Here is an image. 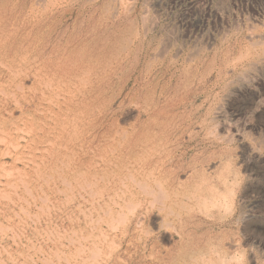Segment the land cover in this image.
<instances>
[{"label":"rangeland","instance_id":"obj_1","mask_svg":"<svg viewBox=\"0 0 264 264\" xmlns=\"http://www.w3.org/2000/svg\"><path fill=\"white\" fill-rule=\"evenodd\" d=\"M0 63V264H264V0H0Z\"/></svg>","mask_w":264,"mask_h":264},{"label":"bare ground","instance_id":"obj_2","mask_svg":"<svg viewBox=\"0 0 264 264\" xmlns=\"http://www.w3.org/2000/svg\"><path fill=\"white\" fill-rule=\"evenodd\" d=\"M50 4H52V3H50ZM60 4V3H59ZM53 5V4H52ZM26 57V56H25ZM1 64V63H0ZM0 66H3V64H1ZM19 69V68H18ZM16 70V69H15ZM27 71V70H26ZM13 73V72H12ZM14 74V73H13ZM33 75V74H32ZM46 75V74H45ZM17 76V75H16ZM35 77V76H34ZM11 82V81H10ZM50 83V82H49ZM7 85H8V83H7ZM6 85V86H7ZM50 85V84H49ZM17 86H18V84H17ZM46 86V85H45ZM2 88V87H1ZM18 89H20V87L18 86L17 87ZM46 88V87H45ZM5 89V88H4ZM2 90V89H1ZM0 90V91H1ZM17 90V89H16ZM20 90H22V89H20ZM69 90V89H68ZM53 92H54V90H52ZM69 92V91H68ZM0 93H3L2 91L0 92ZM10 94V93H9ZM13 94V93H12ZM11 94V95H12ZM17 94V93H16ZM41 94V93H40ZM56 94V93H55ZM4 95H5V93H4ZM41 95H43V94H41ZM69 95V94H68ZM54 96V95H53ZM57 96V95H56ZM55 96V97H56ZM5 97H6V95H5ZM50 97V96H49ZM48 99V98H47ZM41 100V99H40ZM5 101V100H4ZM15 101H16V99H15ZM17 102V101H16ZM42 102H44V101H42ZM56 102V101H55ZM54 103V102H53ZM16 104H18V103H16ZM42 104V103H41ZM47 104V103H46ZM53 105V104H52ZM24 106V105H23ZM13 109V108H12ZM87 111V110H86ZM36 112H39V111H36ZM45 112V111H44ZM46 113V112H45ZM89 113V112H88ZM24 114V113H23ZM41 114V113H40ZM48 115H49V113H47ZM21 115V114H20ZM25 116V115H24ZM31 116V115H30ZM88 116V115H87ZM28 117V116H27ZM26 117V118H27ZM64 118V117H63ZM33 119V118H32ZM50 119V118H49ZM45 120V119H44ZM48 120V119H47ZM85 121V120H84ZM37 122V121H36ZM53 123H54V121H52ZM86 122V121H85ZM43 123V122H42ZM62 123V122H61ZM88 123V122H87ZM75 124V123H74ZM35 125V124H34ZM14 126V125H13ZM62 126H65V125H62ZM47 127H48V125H47ZM51 127H52V125H51ZM28 128V127H27ZM17 129V128H16ZM21 129V128H20ZM18 130H19V128H18ZM30 130V129H29ZM50 130V129H49ZM0 131H1V129H0ZM27 131V130H26ZM26 131H25V133H26ZM54 131V130H53ZM14 132V131H13ZM21 132V131H20ZM52 132V131H51ZM24 133V132H23ZM68 133V132H67ZM85 133V132H84ZM2 134V133H1ZM29 134V133H28ZM53 134V133H52ZM82 134V133H81ZM87 134V133H86ZM8 135V134H7ZM29 135H31V134H29ZM47 135V134H46ZM54 135V134H53ZM11 136V135H10ZM16 136V135H15ZM59 136V135H58ZM63 136H64V133H63ZM63 136H61V137H63ZM12 137V136H11ZM52 137V136H51ZM54 137V136H53ZM52 137V138H53ZM10 138V137H9ZM29 138V137H28ZM85 138V137H84ZM94 138V137H93ZM11 139V138H10ZM15 140H16V138H14ZM31 139V138H30ZM55 139H56V137H55ZM14 140V141H15ZM17 140H18V138H17ZM32 140V139H31ZM3 141V140H2ZM13 141V140H12ZM50 141H51V139H50ZM122 141V140H121ZM8 142V141H7ZM10 142V141H9ZM9 142H8V144H9ZM54 142H55V140H54ZM13 143V142H12ZM45 143V142H44ZM47 143V142H46ZM7 144V145H8ZM15 144H16V142H15ZM57 146V145H56ZM51 147V146H50ZM58 147V146H57ZM100 147V146H99ZM12 148V147H11ZM101 148V147H100ZM99 148V149H100ZM109 148V147H108ZM65 149V148H64ZM24 150V149H23ZM91 151V150H90ZM114 152V151H113ZM10 154V153H9ZM98 154V153H97ZM66 155V154H65ZM27 156V155H26ZM70 157V156H69ZM2 158V157H1ZM90 159V158H89ZM261 159V158H260ZM78 160V159H77ZM100 160V159H99ZM105 160V159H104ZM88 161V160H87ZM70 163V162H69ZM77 164H79V163H77ZM97 164V163H96ZM127 164V163H126ZM138 165V164H137ZM136 165V166H137ZM82 166V165H81ZM89 166V165H88ZM69 167V166H68ZM90 167V166H89ZM94 167V166H93ZM99 167V166H98ZM43 169V168H42ZM68 169V168H67ZM71 169V168H70ZM101 170H102V168H100ZM61 171V170H60ZM81 172H83V171H81ZM79 173V172H78ZM137 173V172H136ZM97 174V173H96ZM126 174V173H125ZM96 176V175H95ZM94 176V177H95ZM93 177V178H94ZM98 177V176H97ZM111 178V177H110ZM124 178V177H123ZM125 179V178H124ZM130 180V179H129ZM101 181V180H100ZM133 181V180H132ZM107 182V181H106ZM130 182V181H129ZM120 183H122V182H120ZM133 183V182H132ZM124 184V183H123ZM136 184H137V182H136ZM121 186H122V184H121ZM124 186V185H123ZM85 188V187H84ZM157 188H160V187H157ZM82 190V189H81ZM90 190V189H89ZM112 190V189H111ZM144 190V189H143ZM142 190V191H143ZM107 191V190H106ZM128 191V190H127ZM58 192H60V191H58ZM69 192V191H68ZM159 192V191H158ZM100 193V192H99ZM129 193V192H128ZM62 194V193H61ZM150 194V193H149ZM163 194V193H162ZM90 195V194H89ZM152 194H150L149 196H151ZM158 195H159V193H158ZM114 196V195H113ZM134 196V195H133ZM139 196V195H138ZM146 196V195H145ZM161 196V195H160ZM117 197V196H116ZM121 197V196H120ZM112 199V198H111ZM144 199V198H143ZM121 201V200H120ZM142 201V200H141ZM151 201V200H150ZM112 202H113V200H112ZM133 202V201H132ZM146 202V201H145ZM154 202V201H153ZM125 203V202H124ZM127 203H128V201H127ZM130 203V202H129ZM129 203L127 204V205H129ZM137 203V202H136ZM139 203V202H138ZM143 203V202H142ZM157 203V202H156ZM113 204H114V202H113ZM118 204V203H117ZM121 204H123V203H121ZM132 204V203H131ZM115 205V204H114ZM125 205V204H124ZM113 206V205H112ZM135 206H136V204H135ZM124 207V206H123ZM128 207V206H127ZM131 207H133V206H131ZM140 207V206H139ZM112 208V207H111ZM120 208H118V210H119ZM124 209V208H123ZM129 209H130V206H129ZM111 210V209H110ZM128 210V209H127ZM126 210V211H127ZM131 210H132V208H131ZM134 210V209H133ZM157 210H159V209H157ZM129 211V210H128ZM112 212V211H111ZM117 213V212H116ZM128 213V212H127ZM134 213V212H133ZM121 214V213H120ZM129 214V213H128ZM116 215H119V214H116ZM121 216H123V215H121ZM125 217V216H124ZM112 219V218H111ZM119 219V218H118ZM124 220H126L125 218H123ZM128 220V219H127ZM114 221H115V219H114ZM121 221V220H120ZM91 223V222H90ZM117 223V222H116ZM118 223L120 224V222L118 221ZM96 224V223H95ZM110 225V224H109ZM112 225V224H111ZM116 225V224H115ZM118 225V224H117ZM116 225V226H117ZM121 225V224H120ZM122 226V225H121ZM115 229H116V227H114ZM113 228V230H115ZM117 230V229H116ZM138 230V229H137ZM121 231V230H120ZM116 232V231H115ZM123 235V234H122ZM146 235V234H145ZM101 245V244H100ZM152 245V244H151ZM150 245V246H151ZM94 246V245H93ZM153 246V245H152ZM108 247V249H109V246H107ZM99 250V249H98ZM111 253V252H110ZM107 256V255H106ZM149 257H151L150 255H148ZM94 259V258H93ZM87 260V259H86ZM83 261H85V260H83ZM158 261V260H157ZM109 264V263H108Z\"/></svg>","mask_w":264,"mask_h":264}]
</instances>
